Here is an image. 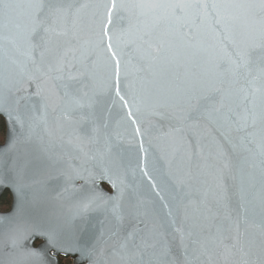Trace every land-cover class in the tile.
I'll return each mask as SVG.
<instances>
[{
  "label": "water",
  "instance_id": "water-1",
  "mask_svg": "<svg viewBox=\"0 0 264 264\" xmlns=\"http://www.w3.org/2000/svg\"><path fill=\"white\" fill-rule=\"evenodd\" d=\"M29 2L0 0V109L19 121L9 146L0 113V264H264V9L114 10L125 108L96 47L109 0H56L43 41Z\"/></svg>",
  "mask_w": 264,
  "mask_h": 264
},
{
  "label": "snow or ice",
  "instance_id": "snow-or-ice-1",
  "mask_svg": "<svg viewBox=\"0 0 264 264\" xmlns=\"http://www.w3.org/2000/svg\"><path fill=\"white\" fill-rule=\"evenodd\" d=\"M27 7L30 9V29H29V39H36L38 41H43L44 36L43 34L54 32L55 28H53L50 24L47 23L49 17H58L60 14L63 13L64 7L63 5L56 2V0H30ZM105 9L104 19L101 21V28L98 34V41H97V49L99 55L103 58L104 61V68L106 72L107 79L110 82V89L114 91L115 97L121 102V104L125 108H130L131 102L125 99V95L121 94V86L120 81L122 78V65H123V75L126 78L127 76V60L124 59V51L120 48V35H116L110 32V26L112 25V16L113 11L116 10L117 12L124 10L126 8H150V9H163V10H171L173 13L176 11L183 12L186 8H218V7H232V8H245L251 9L255 7H259L264 9V0H260L259 5L256 4H231V5H217L212 4L208 5L206 3H201L200 0H195L193 3H185L183 0H158V2L144 4V3H137L132 5H125L123 3L118 4L116 0H109L108 3L103 5ZM116 40L117 43H113V40ZM255 54L254 49H249L245 52L239 53L237 55L236 61H234V71L237 75H239L242 71H251V65L253 63V56ZM261 61H264V54L260 57ZM57 71H62L61 62L57 61ZM264 73V70H262ZM91 74V70L88 68L87 65L83 67V71H81L80 75L88 76ZM60 77H57L59 79ZM75 77H70V79H74ZM127 87V86H125ZM66 95L69 96L70 102L78 107L84 106L83 97L79 95H72L66 92ZM247 99V96H245ZM0 113H3L10 123L9 128V140L8 145L12 144V133L14 131L15 126L19 123L16 117L12 115L7 109H0ZM128 115L131 116V111L128 112ZM251 116L253 123L255 122V116L253 113L248 112L243 119L247 120L248 117ZM139 132V128L136 129ZM147 175V173H145ZM98 180H105L109 179V177L101 174ZM7 178L0 180V187L5 186ZM113 187H116L115 183L112 184ZM39 235V234H37ZM47 236V234H44ZM51 239V238H49ZM122 248L126 249L127 244L121 246ZM65 252L74 251V249H64ZM33 255H37V253L33 252Z\"/></svg>",
  "mask_w": 264,
  "mask_h": 264
},
{
  "label": "trees",
  "instance_id": "trees-1",
  "mask_svg": "<svg viewBox=\"0 0 264 264\" xmlns=\"http://www.w3.org/2000/svg\"><path fill=\"white\" fill-rule=\"evenodd\" d=\"M5 133V125L0 118V143L3 141ZM11 197L8 192H4L0 196V210H6L10 204ZM59 264H71V261L65 257H59Z\"/></svg>",
  "mask_w": 264,
  "mask_h": 264
},
{
  "label": "flooded vegetation",
  "instance_id": "flooded-vegetation-1",
  "mask_svg": "<svg viewBox=\"0 0 264 264\" xmlns=\"http://www.w3.org/2000/svg\"><path fill=\"white\" fill-rule=\"evenodd\" d=\"M103 187H104L105 189L109 190L108 187H107L106 185H103ZM58 259H59V258H58Z\"/></svg>",
  "mask_w": 264,
  "mask_h": 264
}]
</instances>
